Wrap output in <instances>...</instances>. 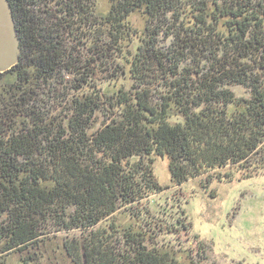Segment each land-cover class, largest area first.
Here are the masks:
<instances>
[{
  "label": "trees",
  "instance_id": "16d2710c",
  "mask_svg": "<svg viewBox=\"0 0 264 264\" xmlns=\"http://www.w3.org/2000/svg\"><path fill=\"white\" fill-rule=\"evenodd\" d=\"M110 1L99 16L9 0L22 51L0 72V257L63 232L75 264H204L154 240L145 200L158 158L174 185L264 165V0Z\"/></svg>",
  "mask_w": 264,
  "mask_h": 264
},
{
  "label": "rangeland",
  "instance_id": "374dc122",
  "mask_svg": "<svg viewBox=\"0 0 264 264\" xmlns=\"http://www.w3.org/2000/svg\"><path fill=\"white\" fill-rule=\"evenodd\" d=\"M92 1H96L99 16L111 11L110 0ZM131 19L139 28L144 24L138 16ZM65 78L68 82L64 93L72 95L74 77L66 74ZM3 80L13 82L15 76L7 74ZM234 90L238 95H248L243 87L236 86ZM103 120L98 117L91 131ZM258 164L249 163L248 169L233 174L218 172L210 181L202 176L174 185L168 160L158 158L155 175L163 189L145 200L150 211L144 213L143 224L159 232L152 236L160 244L187 249L195 259L199 253L204 254V264H264V165ZM64 237L61 232L35 249L3 255L0 264L4 257L5 264H75L65 251Z\"/></svg>",
  "mask_w": 264,
  "mask_h": 264
},
{
  "label": "water",
  "instance_id": "95a60500",
  "mask_svg": "<svg viewBox=\"0 0 264 264\" xmlns=\"http://www.w3.org/2000/svg\"><path fill=\"white\" fill-rule=\"evenodd\" d=\"M21 42L16 31L9 0H0V72H6L20 60Z\"/></svg>",
  "mask_w": 264,
  "mask_h": 264
}]
</instances>
